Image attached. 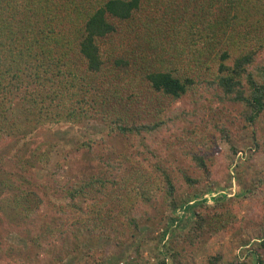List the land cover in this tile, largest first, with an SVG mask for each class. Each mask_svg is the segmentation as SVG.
<instances>
[{
	"label": "trees",
	"instance_id": "obj_1",
	"mask_svg": "<svg viewBox=\"0 0 264 264\" xmlns=\"http://www.w3.org/2000/svg\"><path fill=\"white\" fill-rule=\"evenodd\" d=\"M243 130L264 154V0H0V264L58 242L89 245L78 264H139L150 242L159 264H192L246 230L207 264H264L263 180L229 170L204 198L225 178L214 141Z\"/></svg>",
	"mask_w": 264,
	"mask_h": 264
},
{
	"label": "rangeland",
	"instance_id": "obj_2",
	"mask_svg": "<svg viewBox=\"0 0 264 264\" xmlns=\"http://www.w3.org/2000/svg\"><path fill=\"white\" fill-rule=\"evenodd\" d=\"M236 113V112H234ZM85 128L84 129H76L73 132H70L69 136L67 138L64 139L63 142L67 143V144H74L75 140L78 139V135H82V139H84L85 135H88V130L87 128H92L95 126V122H89L85 124ZM240 127V125H239ZM238 127V128H239ZM59 130H56L57 135L62 136L63 137V133L58 132ZM248 131L243 130L241 133H239L238 131L235 133L233 139L231 141H227L223 138H217L214 141V146H215V151L217 152V159L218 163H219V168H217L219 171V173L217 175L221 176L223 174V178L225 176V178L223 180H219V181H214L211 183V186L208 187V189L211 190V192H206L204 194V198H205V202H212L213 198L216 197L218 195V193L216 191L218 190H222L223 188H221L222 186L227 185L229 182V173H226V171L230 173L232 172L234 174L233 177V181L238 180L239 176H242V178L244 180H246V182H251L253 181V179H257V178H261L264 182V154L258 153L255 150L253 151L252 145H251V141L250 138L248 137ZM66 135V134H65ZM91 136V135H90ZM97 136V134H96ZM41 140H55V137L52 134L49 133H44L41 132L39 133V135L37 136V142H40ZM64 143V144H65ZM117 145L119 147H121L120 143H116V147ZM71 146V145H69ZM201 148V150H203V145L199 144V146ZM234 149L236 151H234ZM78 161V160H77ZM90 165H97L95 160H91L90 161ZM72 164H74L75 166L78 165L77 162H73ZM72 164H66V168H68L70 170L71 174L72 172H74V167ZM227 174V175H225ZM64 180V178H63ZM264 184V183H263ZM229 185V184H228ZM231 186V185H230ZM231 191L227 189L223 190L225 192H227L226 194V198L230 197L232 195V193L234 192L235 188H230ZM215 192V193H214ZM219 192V191H218ZM213 194V195H211ZM247 202V201H245ZM139 206H141V212L143 211V209L149 211L148 215H152L154 211H152V207L151 206H147L146 204H140ZM192 210V209H191ZM193 210L189 211L188 215H192L190 216L193 219ZM151 229V228H150ZM146 232V236L149 237H153L155 232L150 230ZM260 234L261 236L264 235V230L262 231L260 229ZM254 233L252 231H248L246 230L243 234H237L234 235L232 237H228L226 238L224 241L219 242V243H213L212 241H208L203 248L198 251L197 253H195V258H194V263L192 264H207V259L215 254H220L222 255L223 259H230L233 257L234 254H236L237 252H239V248L241 250V248H244L245 245H242L240 241L242 240H246L247 237H250L251 235H253ZM9 238H11L9 241H13L16 244L19 245H25V241L24 238L22 237L21 234H15V233H11L9 235ZM256 238V237H255ZM126 239V238H125ZM251 239V238H250ZM128 240V239H126ZM257 239H253L251 240L252 242H250L249 246L247 247V250L249 248H251L253 245H255V241ZM58 246L56 249L55 253L52 254H46L44 251L42 253L39 254L38 260L36 263H27V264H47V263H52L53 264H78L80 263L79 261H84V259H88V260H92V256L89 255L87 248L89 247V245H81L82 247V251L81 253H77V254H67L64 255L62 249L63 246L60 242L57 243ZM99 248H103L104 249L106 247L109 248V243H104V245L99 244ZM246 248V247H245ZM152 249V242H150L149 244H147V246H145L144 249H140V252L135 251V247H132L130 249V253L131 256L134 257L135 259H138V263L142 264L145 261H149L151 264H159L158 260L155 258L154 256V251L155 250H151ZM108 250V249H105ZM111 251V250H110ZM61 254L62 256V261H54L53 259L48 261V262H44V259H50L52 258L54 255L56 254ZM111 252H109L108 254L110 255ZM115 253V251H114ZM113 253V254H114ZM240 253V252H239ZM159 258H161V255H159ZM250 262V260H249ZM50 263V264H51ZM191 264V263H190Z\"/></svg>",
	"mask_w": 264,
	"mask_h": 264
},
{
	"label": "built area",
	"instance_id": "obj_3",
	"mask_svg": "<svg viewBox=\"0 0 264 264\" xmlns=\"http://www.w3.org/2000/svg\"><path fill=\"white\" fill-rule=\"evenodd\" d=\"M215 193V192H214ZM211 195H213V194H211ZM214 199V198H213Z\"/></svg>",
	"mask_w": 264,
	"mask_h": 264
}]
</instances>
